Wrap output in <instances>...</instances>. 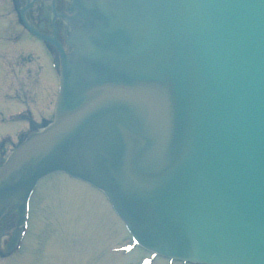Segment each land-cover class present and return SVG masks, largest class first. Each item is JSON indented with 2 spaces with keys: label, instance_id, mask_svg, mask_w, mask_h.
<instances>
[{
  "label": "water",
  "instance_id": "obj_1",
  "mask_svg": "<svg viewBox=\"0 0 264 264\" xmlns=\"http://www.w3.org/2000/svg\"><path fill=\"white\" fill-rule=\"evenodd\" d=\"M76 27L56 121L0 170V212L65 170L148 249L264 264V0H93Z\"/></svg>",
  "mask_w": 264,
  "mask_h": 264
},
{
  "label": "rangeland",
  "instance_id": "obj_2",
  "mask_svg": "<svg viewBox=\"0 0 264 264\" xmlns=\"http://www.w3.org/2000/svg\"><path fill=\"white\" fill-rule=\"evenodd\" d=\"M24 42L29 49L17 52L11 49L9 53L12 52L15 60L20 53L29 55L24 64L17 66L15 72L22 75L30 72L32 74L30 81L26 79L27 76H21V82H18L10 75L6 80L7 83L0 88L1 101L4 100L5 93L9 89L20 87L22 82L25 87L35 89L38 86L36 81L40 82L37 79L38 72L41 73L42 78L43 74L45 77V72L48 78L51 77L46 51L37 42L34 43L35 45H31L27 40ZM30 50L32 54H29ZM15 104H29V101L24 100ZM37 106L42 105L37 104ZM18 126L27 127L28 123L23 121ZM15 132L10 125L0 124V136ZM54 175L40 182L39 190L33 198L31 231L24 241L21 253H15L9 261L0 260V264H144L146 262L144 258L132 261L133 251H122L117 247L128 248L131 242L128 236L125 237L122 221L109 209L100 193L79 182H74L65 173L57 172ZM134 251L140 253L139 249ZM88 257L89 262H87ZM173 264L187 263L174 261Z\"/></svg>",
  "mask_w": 264,
  "mask_h": 264
},
{
  "label": "flooded vegetation",
  "instance_id": "obj_3",
  "mask_svg": "<svg viewBox=\"0 0 264 264\" xmlns=\"http://www.w3.org/2000/svg\"><path fill=\"white\" fill-rule=\"evenodd\" d=\"M17 3H20L21 5H25L28 0H15ZM69 0H33L32 6L25 11L26 17L29 19L31 24L39 29V30H44V31H53V29H48L52 26V21L49 20V18H52V14H47L46 9H51L54 3H56L58 6L57 8H63ZM46 6V7H45ZM62 23L61 20L56 19L55 20V26H56V31L61 32L62 28L59 31L58 24ZM41 26H44L43 28ZM28 57L21 54L19 57L20 61L19 62H24Z\"/></svg>",
  "mask_w": 264,
  "mask_h": 264
},
{
  "label": "bare ground",
  "instance_id": "obj_4",
  "mask_svg": "<svg viewBox=\"0 0 264 264\" xmlns=\"http://www.w3.org/2000/svg\"><path fill=\"white\" fill-rule=\"evenodd\" d=\"M39 186H40V182H39V184H38V187H37L36 193H37V191L39 190ZM76 200H78V199H76ZM25 237H26V236H25ZM159 264H161V263H159Z\"/></svg>",
  "mask_w": 264,
  "mask_h": 264
}]
</instances>
